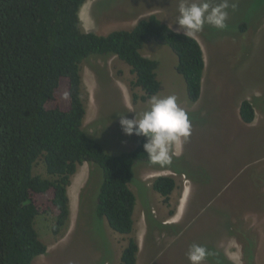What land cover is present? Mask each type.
Here are the masks:
<instances>
[{
  "label": "rangeland",
  "instance_id": "374dc122",
  "mask_svg": "<svg viewBox=\"0 0 264 264\" xmlns=\"http://www.w3.org/2000/svg\"><path fill=\"white\" fill-rule=\"evenodd\" d=\"M228 3L225 28L205 24L203 31L194 36L205 58L198 102L189 100L186 82L176 71L177 56L168 46L150 42L142 50L144 56L160 63L162 90L157 96L175 95L192 124L191 136L172 146L171 163H158L157 168L160 172L172 168L178 183L186 182L182 177L185 175L195 187L209 179L220 188L225 200L220 205L225 225L207 224L209 229L204 218L189 228L180 229L185 221L175 226L159 225L170 205L152 189L154 180L163 172L153 171L156 163L149 161L139 162L134 168L135 179L130 187L137 198L135 228L132 234L121 235L96 213L102 171L86 163L72 178V214L66 228L55 235L53 214L41 212L36 218L35 228L48 252L35 258L33 264H121L130 238L140 243L137 264H190L187 254L193 244L206 247L210 253L204 264H225L226 259L246 264L245 241L248 248H255V264H264V201L261 195L259 198L260 191L264 193V172L259 174L260 169L264 170V0ZM178 6L179 0H89L80 12L81 28L83 32L107 35L131 30L139 20L157 15L177 30L174 24ZM244 21L250 23L247 31L240 34L237 26ZM81 74L82 98L87 108L85 131L109 153L133 150L141 136L125 135L120 116L132 119L150 105L148 100H142V89L134 86L136 76L131 68L116 57L93 56L83 63ZM58 97L63 107L68 105L65 85ZM245 99L254 101L256 126L241 121L239 108ZM34 174L48 177L42 159L35 165ZM46 199H39V206ZM199 205L190 201L189 208L196 210ZM147 209L159 221L151 220V227L148 219L146 223ZM248 232L251 235H245Z\"/></svg>",
  "mask_w": 264,
  "mask_h": 264
},
{
  "label": "trees",
  "instance_id": "16d2710c",
  "mask_svg": "<svg viewBox=\"0 0 264 264\" xmlns=\"http://www.w3.org/2000/svg\"><path fill=\"white\" fill-rule=\"evenodd\" d=\"M88 1L0 0V264H33L47 254L48 247L35 228L36 218L41 212L53 214L55 235L66 228L72 178L86 163L102 171L96 204L99 218L121 235L134 231L137 198L130 183L136 164L150 161L143 147L146 140L141 136L133 150L112 154L85 131L81 67L87 59L116 57L127 64L136 76L134 86L142 89V100L147 101L162 90L160 63L142 53L147 42L155 41L177 56L176 71L186 82L189 100L194 103L201 98L205 58L197 38L183 32L178 35L157 15L139 20L131 30L107 35L83 32L80 12ZM249 23L237 26L240 34ZM63 85L65 107L58 97ZM239 114L244 124H253L254 101L243 100ZM40 159L48 177L34 174ZM263 172L260 169V176ZM152 188L169 203L176 180L159 176ZM260 195L263 202L262 190ZM152 214L146 212L150 227L151 220L157 222ZM246 243L245 262L255 264V248ZM139 253V243L130 238L121 264H137ZM225 264L234 263L226 259Z\"/></svg>",
  "mask_w": 264,
  "mask_h": 264
},
{
  "label": "clouds",
  "instance_id": "9594fccd",
  "mask_svg": "<svg viewBox=\"0 0 264 264\" xmlns=\"http://www.w3.org/2000/svg\"><path fill=\"white\" fill-rule=\"evenodd\" d=\"M234 7V5H233ZM228 0H179L177 34L182 31L186 37L195 36L208 24L217 29L226 27L228 19ZM150 108L134 118L120 116L121 128L127 136H142L146 142L144 151L153 163H171V148L187 140L192 133V124L186 111L181 108L175 95L160 97L153 95L148 100ZM210 255L207 248L193 244L187 257L190 264H204Z\"/></svg>",
  "mask_w": 264,
  "mask_h": 264
},
{
  "label": "crops",
  "instance_id": "0c3cea01",
  "mask_svg": "<svg viewBox=\"0 0 264 264\" xmlns=\"http://www.w3.org/2000/svg\"><path fill=\"white\" fill-rule=\"evenodd\" d=\"M150 42H155V41H149L147 43H150ZM156 44H159V43L156 42ZM149 46H155V45H149ZM144 48H146V45ZM257 121L258 119H256L253 124H250L248 126H256ZM143 162H148V161H143ZM151 164L152 163H149V165ZM157 164L158 163L155 164V168H153V171H159L157 168ZM149 165L143 164V166L145 167ZM161 172H163L162 176H171L175 179V172L174 170H172V168L166 167V170L161 171ZM161 172L159 171V173ZM165 173H168V174H165ZM182 177L185 178L186 182L178 183L176 181V188L170 195L169 203H166L167 206L170 205L169 209L167 212L166 211L163 212L164 218L161 220V223L159 224L161 226H171V225L175 226V225H180L182 224V221H185V223H183L182 226L189 228V227L195 226L198 223V221L204 218L206 220V225L207 224L215 225L219 223L221 226L222 222L225 225L226 218L222 217V210L220 208V205L223 204L225 201L223 197V191L220 188L216 187L209 179H204L202 182H200L199 185L195 187L193 186L192 182H190L189 178H187L185 175H182ZM201 185L204 188L203 190H200ZM69 197H70V188H69ZM190 201H195L200 204L196 210H192L189 208ZM173 204H175L174 208H172ZM215 204H219V205L215 206ZM70 207L72 210V205H70ZM147 211H152V210L147 209ZM171 211L173 213H171ZM71 214H72V211H71ZM155 220L159 222L156 217H155ZM146 223H147V218H146ZM208 227L210 229V226ZM146 234H147V231L143 235H146ZM226 241L227 239L224 240V242ZM139 246H140V243H139ZM140 251H141V248H140Z\"/></svg>",
  "mask_w": 264,
  "mask_h": 264
}]
</instances>
